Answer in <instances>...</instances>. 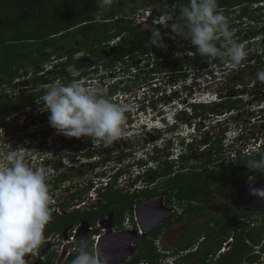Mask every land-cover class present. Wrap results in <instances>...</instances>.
<instances>
[{"label": "clouds", "instance_id": "9594fccd", "mask_svg": "<svg viewBox=\"0 0 264 264\" xmlns=\"http://www.w3.org/2000/svg\"><path fill=\"white\" fill-rule=\"evenodd\" d=\"M96 2L98 8L101 10H108L114 0H96ZM255 4L257 8L254 9ZM141 10H146L145 14L150 12L148 16L150 23L160 18H163L165 22L158 24L150 30H143L141 25L137 24L135 20L137 11ZM165 10L167 11L165 12ZM244 10L247 11L246 15L243 14ZM137 11L131 15V19L135 25L140 27L141 31L151 33L150 38L146 42V46L151 45L157 48H166L164 36L160 29L167 28L171 30L175 36L189 41L201 57L207 58L209 61L217 58L222 60L226 59L228 62L223 64V67H220L223 71L229 67L230 63L232 66L241 64L247 55L254 51H251V47L259 45V40L257 42H250L252 37L243 40L248 34H252L254 31L258 32L256 35L264 34V31L255 29L254 27H252V30L247 34H243L245 29L244 17H248L250 21L264 22V0H259L247 5H239L229 9V11L223 9V13L218 10L217 0H188V4L180 9V15L176 13L174 6L165 8L160 14H154L150 7L140 8ZM172 14L175 16L174 19L171 18ZM226 15L227 17H225ZM253 16L259 19H254ZM237 21H241V23H237ZM232 26L234 27L232 28ZM220 40L223 41L222 47H218L216 43V41ZM117 42H119V39H115L111 43L115 45ZM167 49L169 52L168 54L171 55L170 48L167 47ZM192 54V56H189L195 57L193 51ZM254 55L257 54L255 53ZM53 58V64L46 67V65L49 64V62H47L43 66V71L49 68L48 71L57 69L56 72H59L58 69L64 64V68L66 67L68 72L72 75L68 73V83L66 84L57 81L47 85L44 95L40 97L37 103L42 105V112L50 113V126L55 129L57 135H62L61 141L69 143L68 147H70V149H68V152L70 155L64 156L65 160L60 159L57 161L55 154L48 155L50 156L49 158L45 156L47 158L46 162L43 163L42 171L40 168L38 169L33 165L29 166L30 164H26L24 158L18 155L16 150H10L4 155H0V264H28V260L25 259L26 256H31L33 258L38 257L35 254V250L41 246L44 239L45 227L50 222L52 216L50 207L52 197L49 185L53 186L55 180L62 176L63 169H70L72 172L78 171L82 169L80 167L81 164H86L85 161L87 159H89V161L91 160L90 164L93 165L96 170L95 177H93L94 179L90 180L86 185V197H76V194L80 193L79 190L69 192L68 196L71 198V207L74 209L95 211L96 206L104 202V195L111 192L120 193L124 188H126L127 191L131 190L135 193L140 191L139 189H145L149 184H154L146 181L147 178L145 177L151 170L159 168V161L155 160V157L164 155V153L158 152L159 150H166V152L170 153L164 157V159H168L171 164H176L181 162V158L185 155L183 152L184 150L186 153L190 150V147H192L193 151L198 145L204 144L201 142L203 136L207 134L208 129L205 125L201 124V116H198L195 106H214L215 104H222L223 101L230 99L226 96L227 94L222 91H219V94L214 99L213 97H211V99L207 98L204 101H197L192 99V97L189 99L188 89L191 88L196 91L200 83L199 78L196 79L197 76L191 82L187 81L190 80L189 78L179 83L176 81H172L173 83H171L169 81V86L166 88V90L170 89L169 92L160 91L157 86L153 87L151 85L148 88L139 89V92L135 93L120 91L108 99L103 94V91L109 90L117 84H120L119 80L121 76L119 74L115 76V81L112 85H109L106 81L102 83L99 77L93 79V82L89 80L88 83L84 85L81 80H83L86 75L82 76V79H80L81 77H75L78 76V72L72 66H66V60L69 58ZM121 62L119 63L121 65L120 67L124 69L122 77H125V66L131 62L128 57ZM120 67L116 65L111 71L116 72L117 69L120 70ZM136 67H138V65H136L135 68ZM91 68L98 71L99 65H94V67ZM208 70L209 67L203 66L202 64L198 69V73H200V71L206 73ZM127 71H129V69ZM172 73L174 72L170 74ZM105 74H107V70ZM162 74L168 73H154V75ZM69 76L74 78L71 82L68 81ZM22 78L25 77L23 76L16 79L13 84L18 83ZM256 79L261 82L256 81L254 85H264V69L257 71ZM246 84V88L251 85V83ZM9 86H12V84ZM9 86H4L0 89V94H5L7 90L4 91V89L9 88ZM149 90H152V93H146ZM184 95L187 98H183ZM0 96L2 97V95ZM13 96L16 98L17 94L15 93ZM195 96L193 95V97ZM3 97L7 96L3 95ZM158 99H160V107H158ZM234 100L242 101V107L239 109L238 114L231 115L227 119H225L226 116H223V120L214 123L215 126H223V132L220 133L224 135L223 139H225L227 143V148H229L230 145H235L237 141L240 142V145L243 144V139H248L250 137L247 130H252L264 120V88L257 90L249 99H245L244 96H241ZM255 103L263 104L261 107L262 114L260 115L263 119L256 120L255 117H257V115H254L251 116L248 121H243V118H241L237 124L236 122L229 121L230 118L245 116L246 113H244V111L246 104L251 105V108H248L249 112L246 111L250 114L253 110L252 106ZM167 105L171 109H168L169 107H167ZM25 112L19 117H17V113L15 116L5 118V120H2L4 118L0 114L3 126H15V129L13 128L8 134L6 133L5 136L1 137V141L5 140V137H7L9 139V144L10 140L19 136L22 130L30 132L29 128L33 127L32 125L34 123L32 121L28 122V120L33 118V113L31 111L27 112L29 113L28 116L24 115ZM252 113H254V110ZM43 114L44 113L38 116V124ZM213 115H217L216 119H219L222 115H225V113L221 112L220 114H212V116ZM23 118L26 119L25 122L27 123L23 121ZM126 131L132 132V136L135 138L144 137L145 142L142 143V149L148 152L146 153L147 158L130 160L127 164L120 161L118 163L116 161L114 162L112 161L113 158L111 160L108 158L103 160L99 155L87 158V149L88 146L93 147V139L103 141L102 146L104 147L118 141L121 134L129 136ZM153 132H155L154 138L150 139L149 135ZM198 135L202 137L198 138ZM36 136L37 135H32L31 138H38ZM44 137L46 139L49 138V136ZM186 139H190L191 141L187 142ZM85 144H87V147H83V154H81L80 149H76V147L79 148L80 145ZM6 147L7 146H4L3 148ZM243 147H245V151H243L242 154L243 156H251L255 151H260L264 147V133L259 142L254 146V149L242 145V148ZM179 148L182 149L181 152ZM188 148L189 150H187ZM77 150H79V152ZM125 150L129 149L127 148ZM177 150H179L180 154L174 159L173 157L175 153H177ZM96 152L97 151L94 149V153ZM0 154L2 153L0 152ZM111 154L112 153L108 150L107 155L111 156ZM41 155L46 154L43 153ZM97 158L99 159L97 160ZM154 164H156V166H154ZM61 165L63 167L56 169V166L60 167ZM246 168L250 170V173H255L256 170L264 169V155H262L259 160L249 159ZM52 170L55 172H51ZM45 173H48L47 178ZM63 181L65 184L64 188L68 190L72 181ZM139 182L146 184V187L142 186V188H138ZM67 183L69 185H66ZM124 184L125 186L122 187ZM247 185L249 194L252 197L258 198L259 201H264V186H258L257 177L255 175L249 174L247 176ZM79 186L80 183L78 184V188ZM134 187L137 188V190L134 189ZM165 197L164 204L171 210V214L148 232H144L141 229L135 213L136 204L142 200L137 201L134 205L132 216L125 217L120 224L117 223L116 218L113 217V219L110 220L107 215L100 216L94 223L89 221L88 223L84 222L81 225L79 224V232L76 235L75 241L80 240V234L83 235V239L80 241L78 255L73 259L72 264H111V258L105 255L101 259L98 253L100 246L97 245V248H95L94 243L91 242L93 232L89 231L90 227H94L93 231L98 234L103 233L102 230H104V236L101 240H104V237L109 232L108 228H110L111 225L114 232L129 231L132 236H146L148 233L155 231L164 220L175 216L179 212L175 205H173V207L172 205L169 206L166 204ZM78 205H81V207L78 208ZM107 205L108 203H105V206ZM188 209L185 208L183 213H187L186 211ZM179 217L181 216L179 215ZM243 220L246 221V226L251 227L259 225L260 223V220L256 217L255 220L251 219L250 215H245ZM103 223H105V226H103ZM155 234H160V232H156ZM71 235L72 232L70 236ZM68 238L69 237H66L65 240ZM47 240L48 239L45 241ZM233 243L234 237L232 235L229 239H226L222 253L229 252ZM86 245H89L92 251L86 250ZM248 245L252 246L251 252H246L245 254L247 258H255L256 261L253 263L251 260V262L247 264H264V238L260 245H252L250 243H248Z\"/></svg>", "mask_w": 264, "mask_h": 264}, {"label": "rangeland", "instance_id": "374dc122", "mask_svg": "<svg viewBox=\"0 0 264 264\" xmlns=\"http://www.w3.org/2000/svg\"><path fill=\"white\" fill-rule=\"evenodd\" d=\"M149 9V8H148ZM147 10V9H146ZM146 10H141V11H137V15H145V11ZM167 10H165L166 12ZM96 14L98 15V18H102L104 16V12L103 11H98L96 12ZM171 39L168 41L170 42ZM186 42L182 41L179 43V46H181L182 48L184 47H192V45H186ZM263 41L259 43V45H261L260 47V51H264V43ZM190 44V43H189ZM114 43H111L109 46V51L108 52H104V54L106 55V57L110 56L112 53L116 54V50L113 48ZM218 46V45H217ZM219 47V46H218ZM254 48V46H252ZM187 49V48H185ZM83 50V48H82ZM164 51L167 53V60L168 61H174L176 57H180L182 56V60H181V68H173L176 71L172 74H162V75H154V68L152 67V64L154 62L153 58L150 57L149 60H145V56L143 57H139L133 61H131V63L127 64L125 66V77L123 76V71L124 69H121V65L118 63L117 67H120V70L117 69L116 72L115 71H108L107 70V74H105V68L101 67L103 65H99L98 71L95 72L94 68H89L90 65H95L94 64V60H93V55L90 54L87 55L85 52L81 51L80 53L76 54L75 56H73V61H75V66L74 69L78 72V76L75 77H81V75L83 73H86V77H84L83 80H81V82L85 85V83H88L89 80H92L91 82H93L95 78L99 77V80H101V82H107L109 85H112L115 81V76L116 75H120V80L119 83L122 86L128 87L130 89L131 93H135V92H139V89H143V88H148L151 85L157 86L158 89L161 91L163 90V92H169V89L166 90V88H168L169 86V81L171 83H173L172 81H176L177 83H179L182 80H185L187 78H189L190 80H187L188 82H191L194 78H199V85L197 87V92L195 90H192L191 88L188 89V93H189V99H194L197 101H204L207 98L211 99V97L216 98L217 95L219 94V91H222L223 93H226L227 97H229L230 99L233 100H229L230 102L227 103H222L219 105H214L211 109L212 111H222L225 113V115H222L221 118L216 119L217 115H210L208 113H205V110H201L198 113L202 114L201 116V124L205 125L207 127V131L209 132V135H214V134H220V136L217 138H215V140L213 141H219L221 139V147L220 150H217L215 152H212V145H215L214 142L211 144V142H209V144L206 142L204 144L198 145L197 149L195 148L193 151H190L189 148L187 150H189L188 152L185 153L184 152V156H190L193 157L191 159V162H179V163H174L172 164L173 166V173L172 174H165L162 177L163 178H159L156 181V184H151L153 187L157 186V188L162 190V191H168L167 195H168V204L169 205H175L178 208V214H176L175 216H172L171 218H167V220H173L176 219L177 216L180 215L181 212H184V209H188V208H192L195 207V204H185L182 202H176L174 199V193L176 191V188L179 186H182L184 184L187 183V179L190 175H192V177H198L195 174H200L202 176H207L209 173L210 174H216L217 171H219L221 169L222 166H230V165H236L237 162L234 161L232 162L233 157L236 155L235 153H230L228 148L226 147L227 143L225 141V139H223L222 134L220 133V131H223V126L221 125H217L215 126L214 123L218 122L219 120H223V116L225 117V119L229 118V116L231 115H237L239 109H241L242 105L239 103H235L234 99L244 96L245 99H249L251 98V95H254L257 90H260L262 88H264V85H257L254 83L258 80L256 79V73L257 71L264 69V59L261 60H257L259 57H257L259 55V50L258 48H254V51L251 52L250 54L247 55V57L245 58V60L236 66H232L231 63L229 64V67L227 68H232V71H236V73L234 72H229V70L223 71V69H220V63L222 62V59L217 58V59H213L211 61H209L207 58L201 57L197 51L196 53L198 54L196 57H190L189 55H193L192 53H189L188 55H185L184 52L177 50L176 53H174V58L168 54V49L167 47L164 48ZM255 53H258V55H254ZM47 53L45 55V57H48ZM262 57L264 58V53L262 55ZM56 59V58H53ZM71 58H69L68 60H66V66L68 65V61ZM252 59H256L257 63L253 64L252 63ZM54 62V61H53ZM52 62V58L49 61V64L46 65V67H49L50 65L53 64ZM123 63V62H121ZM215 63V64H214ZM205 65L207 67H209V70L206 73H203L202 71H200V73H198V69L201 65ZM129 65V66H128ZM138 65V67L135 68V66ZM64 64H62L60 66V68L58 69L59 72H56V70H51L48 71L49 68L44 70V73L39 74L37 77L33 78L31 72H28L27 76L25 78H22L18 81V83L13 84L12 86H9V88L4 89L7 90L5 92V96L7 97H12L15 93L17 94V97H14V103L18 100V99H26V98H32V102L31 104H27V106L25 108H23V110H21L18 114L17 117L21 116L22 113L25 114L24 115H28L29 113L27 112H32L33 113V118L29 119V121H32L34 124L32 125L33 127H30V132L26 131V130H22V132L19 134V136L12 138L10 140V143L8 144L9 139L7 137H5V140L1 141L0 140V152L2 154L0 155H4L6 154L8 151L10 150H16L17 154L22 156L24 158V162L26 164H30L29 166L33 165L35 167H37L38 169H42L43 163H41L43 160V157L51 155V154H55L56 156V161L60 160V159H64V156L66 155H70V153L68 152V146L69 143H66V141H61L62 140V135H57L55 129H53L50 126L49 123V115L50 113L48 112H42L41 108L42 105L38 104L37 101L40 99V97H42L45 93L46 90V86L54 83V82H61V83H68L67 82V77H68V69L65 67L64 68ZM129 69V71H127ZM235 69V70H234ZM27 71L23 72V75L26 74ZM117 73V74H115ZM29 77V78H27ZM101 78H105V79H101ZM82 79V77L80 78ZM36 80H40L41 82L37 85H31L33 81ZM124 83H123V82ZM242 81V82H241ZM244 83H251V85H249L250 87H245L246 85L243 84ZM156 84V85H155ZM12 87V88H10ZM165 88V90H164ZM111 89V88H110ZM3 91V90H2ZM143 91V90H141ZM146 93H152V90L147 91ZM193 95L195 97H193ZM209 95V96H207ZM206 96V97H205ZM203 97V99H202ZM183 98H187L185 95L183 96ZM160 99L157 100L158 103V107L161 106ZM233 104L232 108L226 109L227 105ZM259 104V105H258ZM255 103L252 106V109L254 110V113H247L246 111L249 112L248 108H251V105H247L245 107V111L244 113L245 116L243 117V121H248V119L251 116L257 115V117H255V119H261L262 117H260L261 113V107L263 104L261 103ZM172 105V104H171ZM245 106V104H244ZM167 107H169L167 105ZM264 107V105H263ZM259 108V109H258ZM168 109H171L170 107ZM43 114L42 119L40 120V123L38 124V116ZM205 113V114H203ZM260 117V118H259ZM264 117V115H263ZM30 118V117H28ZM37 118V119H36ZM24 119V118H23ZM36 119V120H35ZM263 119V118H262ZM24 122L26 121V119L23 120ZM228 121V120H227ZM27 123V122H25ZM3 121L0 118V139L2 136H5L6 133L8 134V132L10 130H12L13 128L15 129V126H3ZM214 129V130H213ZM263 131L264 133V120L262 122H260L258 124V126L256 127V129L254 130V133L252 135L256 136H261V132ZM253 132V131H251ZM129 136H127L126 134H121V137L118 141L114 142L111 145H107V146H102L103 141L100 140H94L93 143V147L92 146H88V156L87 158H91L94 157L96 155H99V157L103 160H106L107 158L109 160L112 161H116L117 163L120 162H125L126 164L131 160L133 161L134 159H139V158H147L146 157V150L142 149V143L145 142L144 141V137L141 136L139 138H135L132 136V132H127ZM247 133L250 135V131L247 130ZM155 132H153L150 136V139H153ZM208 134V133H207ZM247 134V135H248ZM32 135H37L36 137L38 138H31ZM16 136V135H15ZM44 136H49L48 139H46ZM148 136V135H147ZM202 137L201 135H198V138ZM44 138V140H43ZM250 138V137H249ZM187 142L191 141L190 139H186ZM88 141V140H87ZM14 142V143H13ZM133 142V143H132ZM252 142V141H251ZM24 145V147L22 148V150L20 148L17 147L18 144ZM132 143V144H131ZM217 143V142H216ZM210 145V146H208ZM4 146H7L6 148H3ZM195 146V145H194ZM196 147V146H195ZM129 149V150H125V149ZM217 148V147H216ZM76 149H79L76 147ZM94 149L97 151L96 153H94ZM215 149V148H214ZM108 150L111 154V156H108ZM180 152L182 151V149H180ZM179 150H177L175 153V156L173 157L174 159L176 157H178ZM79 152V150H77ZM148 151V150H147ZM220 152V153H219ZM264 149L260 150V151H255L254 154H252L251 156H247V155H242L243 157H240L242 160H248L249 159H255V160H259L261 158V156L263 155ZM21 153H24L23 155H21ZM45 153L46 155H41ZM94 153V154H93ZM253 153V152H252ZM111 157V158H109ZM1 158V157H0ZM212 158V163H208V159ZM235 158V157H234ZM239 158V159H240ZM99 158H97L98 160ZM235 160V159H233ZM94 161V160H93ZM239 161V160H238ZM86 164H81V170L79 172H82V176L80 178H75V182L80 183L79 188H77V191L79 190V194L81 197H86L87 195V191H86V185L88 182H90V180L94 179L93 177H95V168L93 167V165H91V160L89 161V159H87ZM41 163V164H40ZM206 163H208L209 165L206 166ZM125 165V164H123ZM162 165V164H160ZM154 166H156V164H154ZM158 166V165H157ZM193 166H200L201 168H199L198 170L193 169ZM153 167V165H152ZM160 167V166H158ZM207 169V170H206ZM264 169L261 170H256L255 173H259L260 171H263ZM197 172V173H196ZM250 170L246 168L245 170V174L249 173ZM199 175V176H200ZM97 181V180H96ZM240 180L235 179L229 182H221V181H216L213 185L212 188L209 189V192L205 193V195H203L202 197L204 198L207 197L210 199V202L208 204V209L205 211H202L200 213H190L187 212L186 214L184 213V223L182 224H188L190 221L196 223V222H200V221H210V220H214V219H226V216L228 215V211L231 210L232 211V215L236 213V211L238 213H242L243 215H250L251 219L255 220V217H259V220L261 221V217L264 215V205L260 206L262 202L264 201H258L257 203L253 204L254 207H250L249 202L247 201V203L244 202H239L240 198L243 197V195L241 194L242 188L243 186H240ZM128 184V183H127ZM126 184V185H127ZM66 185H69L68 183ZM124 185H122V187H124ZM142 186L146 187V184L144 183H138V188H142ZM176 187V188H175ZM75 189V188H74ZM73 189V190H74ZM134 189L137 190V188L134 187ZM141 190V189H139ZM122 195L125 197H130L132 195V191L131 190H126V188H124V190H122ZM121 197L120 195H118V193H109L107 195L103 196V200L104 202L101 204V206L99 207L100 209H102L105 206V203H109L110 200H113L114 202L118 203L120 201ZM127 199V198H125ZM132 198H130L129 200H131ZM128 205L129 207L126 209H119L118 211H115V214L112 216L111 214V218H109L110 220L114 218H116L117 220L120 218L121 215H124V217H128V216H132V208L130 207L131 204L129 201ZM258 200V198H256V201ZM239 202L240 205H236V203ZM136 204V202H135ZM123 213V214H122ZM100 212H95V211H83V212H75L74 214H68L67 217H58L57 221L58 224L56 227H58L59 229H56V231H63L66 227L73 225V224H80L81 222H86V220L90 221L91 223L95 222V220L100 218ZM103 216V215H101ZM259 221V222H260ZM172 224V222H171ZM64 225V226H63ZM175 229V226L172 228V230ZM183 230H185V227L183 228ZM170 235V234H168ZM169 241H171L169 239ZM239 244L237 245V248L239 249V252H236L237 255L235 253L231 254L230 257H226L223 262L221 264H242V260L244 259V253H246V248L247 245L244 244L243 241L238 240ZM170 244V243H169ZM86 250L88 251H92V248L89 247V245H86ZM264 263V262H263Z\"/></svg>", "mask_w": 264, "mask_h": 264}, {"label": "trees", "instance_id": "16d2710c", "mask_svg": "<svg viewBox=\"0 0 264 264\" xmlns=\"http://www.w3.org/2000/svg\"><path fill=\"white\" fill-rule=\"evenodd\" d=\"M257 1L259 0H219L217 5L218 10L222 12L223 9L229 11V9L236 6L245 3L251 4ZM187 4L188 0H114L110 9L101 10L98 8L96 0H0V22L4 23V25H0V89L11 85L20 77H26L28 72H31L33 78L37 77L44 72L43 66L53 57H57L58 59L71 58L68 61V67L72 66L74 68L75 61H73V56L81 51H84L89 56L90 54L93 55L94 64L103 65L102 67L106 70L114 69L126 57L131 62L145 56V60H149L150 57L153 58L154 63L152 67L155 74L164 72L170 74L171 72H175L176 70L173 68L180 67L182 56L176 57L174 61H168L164 48H157L151 45L146 46L151 33L141 31L140 27L135 25L131 19V15L145 5L149 6L154 14H160L165 8L174 6L176 13L180 15V9ZM98 11L104 12L102 18H98L96 14ZM69 12L71 13V17H68ZM243 14L246 15L247 11L244 10ZM255 17L253 16L254 19H259ZM160 31L164 36L166 47L170 48L173 58V54L177 50L184 52L185 55L192 53V51L195 57L198 55L193 46L179 47V43L182 41L186 42V45H191L189 41L175 36L167 28H161ZM257 33V31H254V33L248 34L243 40L251 38ZM115 39H119V42L113 46L117 53H112L106 57L104 52L109 51V44ZM170 39L171 41L168 42ZM217 42L218 46L221 47L223 41ZM47 53H49L48 57H45ZM226 62L228 61L224 59L220 64L223 65ZM91 67H94V65H90ZM25 71L27 72L23 75ZM69 74L72 75L70 72ZM85 75L86 73H83L81 77ZM73 79L72 76H69L68 81L71 82ZM40 82V80L33 81L32 85H37ZM257 82L261 81L257 80ZM243 84L247 85L246 83ZM120 91L130 92V89L126 85L117 84L111 89L103 91V94L109 99ZM0 95H2V97L0 96V114L4 118L2 120L15 116L22 108L33 101L32 98H26L25 100L18 99L14 103L13 99L15 96L9 98L3 97L4 93ZM229 100L231 99H227L222 103L230 102ZM241 102L235 101V103L239 104ZM232 106L233 104H230L226 108H232ZM212 107L213 105H199L195 106V110L198 116L202 115L198 113L201 110H205V113L208 114H220L222 112L220 110L212 111ZM216 136L218 138L219 134ZM203 138L209 144L211 139L207 138L206 135ZM220 143L221 139L214 141L215 145H212L211 150L215 147H217L215 149L220 150ZM190 151H192V147H190ZM158 152L164 153V155L155 157V160L159 161V165H162L158 169L151 170L146 175V181L150 183L156 182L158 177L173 173L171 162L168 159H164L170 153L166 152V150H159ZM192 158L190 156H183L180 161L190 163ZM212 162V158H209L208 163ZM208 163H206V166L209 165ZM246 165L247 160L240 158L236 165L227 167L224 165L216 174L209 173L207 176L195 174L198 177L187 176V183L177 188L175 187L176 191L173 196L178 202L196 201L200 203L197 207L189 208L186 212L200 213L205 211L208 209L210 200L200 199L199 197L211 189L212 185L218 180L223 181L242 176L246 170ZM61 167L63 166H56V169ZM192 168L198 170L201 167L193 166ZM62 180L61 177L56 179L55 184ZM118 195L121 197L120 201L116 203L110 200L105 207L107 213L128 208L127 200L130 198H132L129 201H131L130 207L133 212L135 202L137 203V201L144 197L143 192L136 193L130 197L123 196L121 192ZM79 196V194H76V197ZM244 216L243 214H237L235 216L231 215L228 220L224 219L226 222H224L222 232L219 235L230 233L226 227L231 226V231L236 232L240 236L239 240L247 245L246 252L249 253L252 246L248 245V243L260 245L264 238V220L259 225L251 227L246 226L247 223L243 220ZM124 218V215H121L117 223L120 224ZM180 220H183V216L177 218V221ZM218 221L220 222L219 219ZM238 244L239 241L237 239V244L229 251L228 257L233 253L237 255L236 252H239L237 248ZM251 260L256 261L255 258Z\"/></svg>", "mask_w": 264, "mask_h": 264}, {"label": "flooded vegetation", "instance_id": "af4514ba", "mask_svg": "<svg viewBox=\"0 0 264 264\" xmlns=\"http://www.w3.org/2000/svg\"><path fill=\"white\" fill-rule=\"evenodd\" d=\"M219 0H217L218 2ZM142 4V3H138ZM249 3H245L247 5ZM144 7H149L147 5L143 6ZM68 17H71V13H68ZM0 25H4L3 22H0ZM217 45L218 42L216 41ZM223 44H221V47ZM215 64V63H214ZM220 67H223V65H220ZM226 68V67H224ZM234 67L232 68H227L226 70H229V72H234L232 71ZM225 70V71H226ZM235 70V69H234ZM229 109V108H226ZM216 114V113H215ZM212 115V114H210ZM230 117V116H229ZM243 118L242 116L236 117V118H230L229 121L237 122ZM228 121V122H229ZM222 126V125H221ZM258 125H256L257 127ZM253 128L250 130V138L248 139H243V144H239L240 142H236L235 145H230L228 150L230 153H235L236 155L233 157L232 162L236 161L238 162L240 157H243V151L245 147L242 148L243 146H246L248 148L254 149L255 145L259 142L263 131L261 132V136H256L252 135L254 133V130L256 129ZM214 130V129H213ZM253 131V132H251ZM223 132V131H220ZM206 137L211 139L210 142L213 143L216 138V134L214 135H209V132H207ZM222 134V133H221ZM220 136V134H219ZM223 138L224 135L222 134ZM252 141V142H251ZM201 143H206L205 138H203ZM208 143V142H207ZM200 144V143H198ZM87 147V144L85 145H80L79 149L81 151V154H83L82 150L83 147ZM253 146V147H251ZM70 149V147H67ZM72 148V146H71ZM216 148V147H215ZM197 149V147H196ZM212 152H215L216 149L211 150ZM164 165V164H163ZM74 171L72 172L70 169H63L62 173V178L66 182H71L70 188L65 189V184L64 181L62 180L59 182V184H55L52 186L50 185V193L51 196L56 198L55 202L51 203V210H52V216L51 220L46 225L45 230H44V239L41 244V246L35 250V254L38 257H31V256H26L25 259L28 260V264H72L73 259L78 255L79 252V245L80 241L83 239V235L80 234L79 236V241H74L71 244L64 245L63 241L65 242L66 237H70V234L72 232V229L78 227L79 224H73L68 227H66L63 231H56V229H59L57 226L58 217H67L68 214H74L75 212H83L81 210L74 209L71 207V198H69L68 194L71 191H76L78 188V182H75V178H80L82 176V172ZM56 174V173H55ZM60 174V172H59ZM249 174L255 175L257 177V184L258 186H264V170L260 171L259 173H247L243 174L240 177H235V178H230L227 180H218L223 183L229 182L235 179L240 180L241 185L243 186L241 194L243 195L242 198H240L239 202H249L250 207H254L253 204L257 203L259 200L256 201L255 197H252L249 194V189L247 185V176ZM159 178L163 177H158ZM156 184V182H154ZM75 188V189H74ZM74 189V190H73ZM137 192H143L144 197L141 198L140 200L144 199H151L154 197H157L161 194L166 195L165 197V202L167 205L168 204V191H162L157 188V186L153 187L151 184H149L145 189L137 191ZM137 192H133L132 195H135ZM209 192L206 191L205 193ZM205 193L203 195H205ZM131 195V196H132ZM201 195L199 198L201 199H208L209 198L202 197ZM175 199V198H174ZM176 202H178L175 199ZM237 202L236 205H240V203ZM185 204H195L194 206L197 207L200 205L199 202H182ZM248 204V203H247ZM264 205V202L261 203L260 206ZM101 205L98 204L96 206L95 212H100L101 215H107L109 218L115 214V212L112 211V213H107V209L103 207L100 209ZM170 206V205H169ZM174 207V206H173ZM177 209V206H175ZM175 209V213H176ZM85 211V210H84ZM232 211H228V215L226 216V220L230 219V216ZM186 214V213H185ZM237 214H242L238 213L236 211L233 216ZM184 216V213L181 212L180 216ZM179 217V216H178ZM256 218L259 220V217L256 216ZM224 219H221L220 222L217 219L210 220V221H200V222H192L190 221L188 224H182L184 223V219L177 221L176 219L173 220H164L160 226H158L155 231L152 233H148L146 236H126V237H119L114 241L112 244L106 243L104 240H101L98 244L100 248L104 250V254H101V259L103 256H108L115 261H119L120 259H124V257L128 256V259L124 264H221L223 260L228 256L229 252L222 253L223 248L225 246V241L226 239H229L230 236L233 235L234 237V243L233 246L237 244V239L239 240V235H237L236 232L231 231V226H227L228 231L230 233L224 234L222 233V226L224 222H226ZM264 220V215L261 217L260 223ZM88 223L89 221L86 220ZM172 222V224H171ZM209 222V224H207ZM84 223L81 222L80 225ZM108 225V223H107ZM64 226V225H63ZM103 226H105V223H103ZM175 226V229L172 230V228ZM185 227V230L183 228ZM77 230V229H76ZM125 230V229H124ZM156 232H160V234H155ZM83 233V231H82ZM217 233V234H216ZM170 234V235H168ZM216 234V235H215ZM48 239L47 241H45ZM169 239L171 241H169ZM170 243V244H169ZM65 246V247H64ZM232 246V247H233ZM231 247V249H232ZM261 260V259H259ZM251 259L247 258V255L244 253V259L242 260V264H247L250 263ZM255 263V261H252Z\"/></svg>", "mask_w": 264, "mask_h": 264}, {"label": "water", "instance_id": "95a60500", "mask_svg": "<svg viewBox=\"0 0 264 264\" xmlns=\"http://www.w3.org/2000/svg\"><path fill=\"white\" fill-rule=\"evenodd\" d=\"M165 195H160L151 199H144L139 201L135 206L136 217L139 221V225L144 232H148L156 227L163 219L171 214V210L164 204ZM108 234L104 237V241L108 244L114 243L119 237L130 236V232H114L112 225L110 226ZM139 236V235H138ZM98 253L104 254V250L99 248ZM129 256V255H128ZM128 256L119 261L111 260V264H124L128 259Z\"/></svg>", "mask_w": 264, "mask_h": 264}, {"label": "built area", "instance_id": "2783aa9c", "mask_svg": "<svg viewBox=\"0 0 264 264\" xmlns=\"http://www.w3.org/2000/svg\"><path fill=\"white\" fill-rule=\"evenodd\" d=\"M255 8H257V5L255 4L254 5V9ZM150 15V12H147L145 15H137L136 17H135V20H136V23L137 24H139V25H141V27H142V29L143 30H150L151 28H153V27H156L158 24H160V23H163V22H165V20H163V18H160V19H156V20H154L153 21V23H150L149 22V20H148V16ZM174 14H172L171 15V18L172 19H174ZM243 20H244V22H245V24H244V26H245V29H244V31H243V34L245 35V34H247L248 32H250L251 30H252V27H254L255 29H259V30H262V31H264V22H256V21H250L249 19H248V17H244L243 18ZM237 23H241V21H237ZM260 41V42H262L263 41V43H264V34H261V35H255V36H253L252 38H251V40H250V42H257V41ZM262 43V44H263ZM246 44V43H245ZM264 46V45H263ZM260 47H261V45H258V46H256V45H254V48L256 49V48H258V50H259V55H258V53H256L258 56L257 57H259L257 60H259V59H261V60H263L264 58L262 57V55H263V53H264V51H260ZM254 48L253 47H251V51L252 50H254ZM250 51V50H249ZM248 51V52H249ZM253 61H252V63L253 64H256L257 62V60L256 59H252ZM170 90V89H169ZM17 147L18 148H20L21 150H22V148L24 147V145H21L20 143L17 145ZM24 153H21V155H23ZM50 156H48V158H49ZM46 158L47 157H43V161L41 162V163H44V162H46ZM63 160H65V158L63 159ZM41 170V169H40ZM42 171V170H41ZM51 172H55V171H51ZM46 174V178L48 177V173H45ZM52 197V196H51ZM56 201V198H54V197H52V202H55ZM78 208H80L81 207V205H78L77 206ZM127 223H129V222H127ZM77 229V230H76ZM94 230V227H90V232H93V235H92V237H91V242L92 243H94V247L95 248H97V245H98V243H99V241L102 239V237L104 236L103 234H104V230H102L103 231V233H101V234H98V233H96V232H94L93 231ZM79 232V227H76V228H74V229H72V235L68 238V239H66L65 240V242H64V244H69V243H72V242H74L75 241V239H76V235H77V233Z\"/></svg>", "mask_w": 264, "mask_h": 264}]
</instances>
